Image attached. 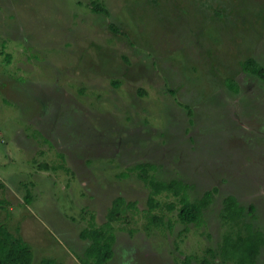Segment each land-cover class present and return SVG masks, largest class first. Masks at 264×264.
Returning <instances> with one entry per match:
<instances>
[{
    "label": "rangeland",
    "instance_id": "1",
    "mask_svg": "<svg viewBox=\"0 0 264 264\" xmlns=\"http://www.w3.org/2000/svg\"><path fill=\"white\" fill-rule=\"evenodd\" d=\"M248 58L264 66V0H0V228L34 264H80V232L122 196L137 205L108 264H197L232 229L230 195L264 232V80ZM142 163L190 201L213 192L200 225L172 193L147 215Z\"/></svg>",
    "mask_w": 264,
    "mask_h": 264
},
{
    "label": "trees",
    "instance_id": "2",
    "mask_svg": "<svg viewBox=\"0 0 264 264\" xmlns=\"http://www.w3.org/2000/svg\"><path fill=\"white\" fill-rule=\"evenodd\" d=\"M92 10L98 14L108 15L106 8L99 2H92ZM113 31L120 33L115 26ZM241 66L245 72L254 74L264 80V66L255 59L248 58ZM227 84L226 86L230 90L234 92L238 91V86L234 80L228 79ZM138 165L141 169V173H139L140 178L152 189L147 199V215L152 213L153 210L161 208L162 204L159 202L157 196L163 192L172 193L180 203L178 218L181 222L185 225L195 224L197 226L202 223L203 211L212 202L213 192L211 190L206 191L201 198L190 201L186 192L188 188L186 184L177 180L165 181L156 179L154 175H150V171L156 170V165L153 163ZM125 204L133 207L137 205L136 202L127 201L124 197L119 196L113 200L107 212L105 222L91 225L81 231V238L88 240L89 246L85 249V255L81 258L79 257L81 260L80 264H87V262L88 264H106L113 258V246L116 240V231L113 223L118 220L121 213L123 214L122 207ZM175 204V202L168 203L170 210H174ZM252 212V207L249 211H246L245 207L240 205L236 197L226 196L223 199L220 217L226 224H230L232 229L230 232L224 233L218 252L215 253L212 250H207V253L203 257L198 258L197 264H214L217 257L224 264L229 262L234 264H256L260 250L264 246V232L246 220L245 215ZM151 216L156 225L161 223V216L152 214L148 218ZM127 218L125 219L126 223L130 224L131 220ZM131 233L133 232L131 231ZM0 264H34L31 247L22 241L21 238H17L8 230L1 228ZM180 264H194L193 257L190 255L184 256Z\"/></svg>",
    "mask_w": 264,
    "mask_h": 264
},
{
    "label": "crops",
    "instance_id": "3",
    "mask_svg": "<svg viewBox=\"0 0 264 264\" xmlns=\"http://www.w3.org/2000/svg\"><path fill=\"white\" fill-rule=\"evenodd\" d=\"M102 224V223H101ZM81 233V232H80ZM132 236V235H131ZM79 237H80V239L82 240V241H87V243L89 244V241L88 240H83L82 238H81V236H80V234H79ZM116 240H117V231H116ZM116 240H115V243H116ZM115 243H114V246H113V251H114V254H113V257H114V255H115ZM79 262H80V260H79ZM106 264H108V263H106Z\"/></svg>",
    "mask_w": 264,
    "mask_h": 264
}]
</instances>
